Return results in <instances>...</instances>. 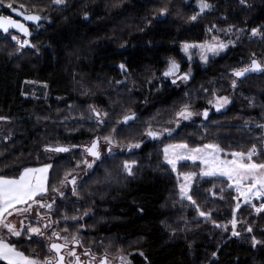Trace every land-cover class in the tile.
<instances>
[{"label": "trees", "instance_id": "16d2710c", "mask_svg": "<svg viewBox=\"0 0 264 264\" xmlns=\"http://www.w3.org/2000/svg\"><path fill=\"white\" fill-rule=\"evenodd\" d=\"M47 1L30 0L31 8L41 10ZM195 2L89 0L76 7L68 21H59L49 34L54 54L33 49L19 52L10 37L0 33V116L13 118L17 127L11 138L0 135V175L17 177L23 164H40L25 160L46 136L42 120L36 118L42 104V111L57 113L50 119L59 126L55 138L65 135L78 144L107 130L105 123L89 118V104L95 103L108 113L109 122L117 123L131 111L139 114L127 125L119 123V129L135 127L124 132L125 142L139 141L147 128L166 123L176 125L177 130L165 141H184L190 146L214 142L224 153L247 152L253 144L258 149L264 146V74H249L237 88L231 87L232 70L247 66L253 53L264 62V0H208L213 7L190 21L189 17L199 11ZM165 7L166 18L158 20L156 15ZM86 11L91 13L89 20L84 18ZM214 26L243 31L227 52L205 64H194L196 74L187 86L178 88L155 79L154 70L161 73L167 56L181 55L180 42L206 40L211 32H217ZM258 27L262 35L252 36L251 29ZM125 57L132 76L116 84L111 76L119 72L111 65ZM34 81L48 82L50 95L39 101L30 96ZM216 95L229 97L230 104L220 111L214 108L207 118L202 115V119L179 125L174 122L175 113L184 104L206 110ZM66 110L77 114L76 128L70 132L61 122ZM131 160L137 163L129 176L121 166ZM254 160L264 163V153ZM68 162L62 157L51 163L49 192L58 185ZM197 166L186 163L180 170H197ZM180 181L163 161L162 146L151 138L131 156L125 157L122 151L108 154L79 188L84 197L79 207L92 205L98 214L91 217L90 232L86 231L89 236L84 240L111 254L137 250L133 254L137 264H264V243L252 245V237L264 241V212L241 208L240 236L231 237L229 231L212 223L223 224L232 218L238 197L234 187H229L230 181L217 176L196 177L191 195L199 209L211 212L210 219L199 216L196 206L180 198ZM74 210L72 205L60 207L54 215L65 227L66 217ZM248 226L253 228L251 233L245 230ZM109 237L113 239L107 240ZM9 240L26 255L33 251L45 255V241ZM0 264L6 262L0 260Z\"/></svg>", "mask_w": 264, "mask_h": 264}, {"label": "snow or ice", "instance_id": "6c2138e0", "mask_svg": "<svg viewBox=\"0 0 264 264\" xmlns=\"http://www.w3.org/2000/svg\"><path fill=\"white\" fill-rule=\"evenodd\" d=\"M242 3L245 0H241ZM4 0H0V4H3ZM54 4L64 5L66 4V0H53ZM199 11L190 16V21H195L198 17L204 13L206 10H210L213 5L208 2V0H198ZM8 8L12 9L13 12H18V14L23 15L24 20L39 22L42 17L36 14H27L25 15L22 12H19V9L14 8L12 3H8L6 5ZM21 9L24 5L19 6ZM168 12V8H161L159 10L160 15H164ZM85 18H87V13H85ZM10 29H16L20 33H23L25 36L30 35L28 27L9 16H0V30L3 33H9ZM212 29L210 28L209 31ZM232 28L229 27L226 31H231ZM239 31H243L242 29ZM252 36H260L261 31L259 28L251 29ZM11 39L15 41L19 48H24L25 46H29L30 42L27 39L20 40L17 35H11ZM215 42L213 43H202V44H183V51L188 53L192 48H199L200 51V60L207 63L209 60V54L212 57L220 55V53L224 52L229 48L230 45H234L235 41H229L228 43H224L223 41H219L218 38H213ZM256 54H252V58L250 63L247 66L236 68L232 70V76L234 79L231 81V87L233 89L237 88L238 82H242L243 78H246L249 74L252 73H260L264 74V62L256 59ZM191 58V57H189ZM121 70L126 71V65H119ZM180 65L175 60L169 61L168 70L164 73L166 77H176V79L172 80V83L175 84L177 80L187 81L191 73L186 72L179 74ZM116 84L122 83V81H116ZM212 103V101H209ZM230 103L229 97L227 96H218L215 101V108L217 111L223 109L226 105ZM251 103V101H250ZM90 117L94 118L98 124H104L105 118L108 113L101 112L93 106H89ZM195 115L190 110L188 104H184L176 113L175 123L179 125L181 120H189L191 117ZM202 115L207 118L208 111L205 110ZM6 117H0V120H5ZM136 119L135 113L130 115H124L122 120L117 123H122L127 125L129 121H133ZM169 123H173V121H169ZM264 127V126H262ZM115 129L113 132L115 133ZM173 130L170 128H164L162 132L154 131L149 127L146 132V135L151 138H158L164 133L171 134ZM103 139L109 147L107 149L108 154H111L113 149L112 145L117 142L114 139L113 135H108L104 137L95 138L90 146L84 148V152L87 156L92 157L91 160L82 159L77 162L76 167L79 168L83 165L86 169L92 170L94 165L97 164L98 161L102 162L101 152L99 151L100 140ZM141 142L128 143L126 147L131 149L140 148ZM45 151H53L57 153H66L69 152L70 149L63 146L51 147L46 146ZM164 162L171 167L172 171L177 170V165L182 160H191V161H201L206 168L201 171L200 175L202 176H225L228 180L232 181L236 187V191L240 194V196L244 197L245 203H250L252 197L261 198L264 197V163H256L253 160V157L258 154L264 153V146L261 148H257V145L253 144L252 147L247 151H233L230 155L231 159H221V153L223 149L220 148L218 144H204L201 147L189 148L186 143L179 144H170L164 148ZM136 161H124L122 164L123 171L131 176L133 175V167L136 165ZM52 168L51 164H45L39 168L25 167L23 168L17 177H8L6 175H0V230H6V233L18 238H26L31 241L33 237H40L41 241L46 238L48 243V250L50 252L55 253L54 257L45 258L43 260L36 258L35 256L25 255L24 252L19 251L17 246L4 238V236H0V260L5 261L6 264H65V255L61 254L62 249L68 248L69 238L67 236L62 237L65 241L64 243H56L52 242V238L60 239L61 235L59 232L53 231L50 236L45 237L44 229L51 227V221L40 226H33L31 222L25 223L27 220V216L25 219L20 221V227L18 228L15 224L8 220V217L21 214H30L32 212L33 206L35 205L39 208H48L51 209L53 207L52 203H45L43 200L38 199V197H43L48 191V173ZM74 170L65 172L64 178L60 181L62 187L71 185L73 195H79L77 189V176L73 174ZM183 176L184 182L179 186V196L182 200L190 201L192 205L196 206L199 209V206L196 204V201L193 199V196L190 194V190L192 187V179L197 175L195 172L189 173H181ZM71 177V178H69ZM243 181H248V185L245 188L242 185ZM232 185H229L231 187ZM53 192H59L61 196L64 195L62 191L58 188H52ZM55 201H53L54 203ZM240 204H236V208H240ZM255 208L257 213L264 212V203H261L258 207L256 205H252ZM89 212H84V216H88ZM211 212L199 211V216L204 217L205 219L211 218ZM43 220L44 217L39 216L34 217L33 219ZM83 217L73 216L71 219L78 220ZM215 227L224 228L227 230L228 225L225 224H217L215 221L212 222ZM238 221L235 219V215H233V219L229 221V224L232 228L233 236H240V232L236 231ZM247 232L251 233L253 228L251 226L246 227ZM67 231V229H64ZM71 241L74 244L79 245L81 242L77 236H72ZM264 243V241H257L255 237H252V245L255 247L257 244ZM89 251L86 250L84 255H89ZM68 256L75 257V264H82L80 261V257L76 255L74 249H70L67 252ZM143 255V253H140ZM216 254L213 253V256ZM121 261L125 260V257H120ZM71 264V261H69ZM99 264H109L107 256L102 258L99 261Z\"/></svg>", "mask_w": 264, "mask_h": 264}, {"label": "rangeland", "instance_id": "374dc122", "mask_svg": "<svg viewBox=\"0 0 264 264\" xmlns=\"http://www.w3.org/2000/svg\"><path fill=\"white\" fill-rule=\"evenodd\" d=\"M159 16H160V14L158 13L156 15V17H159ZM231 28H232V30L229 32V31H226L227 29H229V27H226L225 29L220 28V27H215V29H216L217 32H214V31L211 32L210 37L208 39H206V40H203V41H186V42L183 41V42H180L179 43L180 50L184 53L183 57H184V60H186L188 62V66L191 67L194 64H196L197 62H201L202 64H205V62H203V61L200 60V51L201 50L199 48H192V49L189 50L188 53H185L183 51V47H182L183 44H185V43H189V44L213 43V42H215L213 40V38L215 37V38H218L219 41H223L224 43H228L229 41H235L236 42L234 44V46H235L238 43V41H239V34H241L242 32H240L239 30L233 29V27H231ZM230 46H233V45H230ZM228 49H226L224 52L220 53V55L223 54V53H225V52H227ZM189 57H191V58H189ZM210 58H212L211 54H209V59ZM162 70H161V73L159 72V70H154L155 71V79L157 78L159 80L160 79L164 80L163 79ZM130 76H132L131 73H130V75L120 74L116 78L113 77V75H112L111 78L114 79V82H116V81L125 82L126 80H129L130 79ZM74 78H76V74L74 75ZM161 83L162 84H165L164 81H162ZM31 85L32 86L30 88L31 90L29 92V95L32 96L34 99H36V100L39 101L41 99V97H47V96L50 95V93H49V87H48L47 83L34 81V82L31 83ZM75 85H76V83H75ZM184 85L187 86L188 84H185V83H182V82H178L176 84V86L178 88L181 87V86H184ZM75 89H76V86H75ZM216 97H218V96L216 95L214 97L212 103H209V108H210L209 110H211V111L214 110V106H215L214 104H215V101H216ZM43 106H44V104H42V105H40V106L37 107V110L40 109V108H41V110L39 111V114H38V116L36 118L39 119V120L40 119L42 120V121H40V123L44 124L43 126L45 127L44 131L46 132V136H44L45 139L43 138V139L39 140L36 143V146L34 147V149L32 150V152L30 153V157H27L26 160H25L26 163L40 162V164L34 165V166H26V164H23V166H24L23 168H25V167H35V166L39 167L41 165L51 164V163H48V162L44 163V161H47V160L49 161L50 159L52 160V158L55 157L54 154H56V153H53L51 151H45V147H46L47 144L54 145V144H58V142L61 143V144H65L66 142L67 143L68 142H71L72 143L74 141V140H71V139L68 140V138H66L65 135L62 138H58V139L55 138V136L57 134V128L59 126H58V123L55 122L56 120L55 121L54 120L52 121L50 119L54 115H57V113H54L53 114V112H51V111L48 112L47 110L45 111V109L42 111ZM89 106H93L96 109H98V110L101 111V108H99L98 106H96L95 103H90ZM54 109L57 110L56 108H54ZM190 110L193 113H195V115H193L191 117V119H189V120H181L179 124H181V122H190V121L195 120V119H202V113H203V110L202 109L197 110V109H194V108H190ZM74 112L71 111V113H70L69 111H67L65 113V115H63L62 120H61V122L66 126L68 132L71 131L72 127L76 128V117H77L76 115L77 114H76V111H74ZM130 113H133V112L131 111ZM130 113L128 112L126 115H128ZM134 113H136V112H134ZM138 115L139 114H137V116ZM0 117H4V116H0ZM15 123L16 122L14 121L13 118L12 119L11 118H7L5 120H0V135L1 136L8 137V138H11L12 136H14V132H15L14 129L17 128ZM105 125H106L105 127L107 128L106 131L100 130L102 134H100V132H97V133H94L93 136L97 134L99 137L102 138L104 136L113 135L114 136V139H115V141L117 143L114 144V145H112V149H113V152L112 153H116V152L122 151L123 154L125 155V157L131 156V154L133 152L141 149L150 140V138H151V137H148L146 135V132L149 129V128H147L146 131H145V135H144L145 137L143 139L139 140V141H136V142H141L140 148H136V149L129 150L126 147V145L128 143H130V142H125L124 141V139L126 138V136L124 135V132L126 130H132L135 127H132V128H129V129H128V127H122V128L119 129L118 128L120 126L119 123L109 122L106 118H105ZM164 128H170L173 131L171 132V134L164 133L163 135L159 136L158 138H156L154 140V141H157L158 142V145L159 146H162V149L163 150H164V148L167 145H170V144L186 143L184 141H165L167 137H169L170 135H172V134H174L176 132L177 126L174 125V124H166V123H164V124H162L160 126H155V127L151 128V129L154 130V131H160V132H162ZM113 129L116 130L115 133L113 132ZM67 134H69V133H67ZM93 136L90 137V138H88L85 141H79V143L80 142L81 143H89V141H91L93 139ZM101 142H102V147L101 148H102V151H103V158H104V157L108 156V153H106V152H107V148L109 147V145L106 142H104L103 139H101ZM132 143H135V141H133ZM204 144H217V143L208 142V143H204ZM204 144L197 145V146H190L188 144V146H189V148H195V147H201ZM228 154H230V153H224V151H223L220 154L221 155V159H231L232 157L230 155H228ZM67 155H68V157H66ZM65 157L69 159V162L66 165L67 168H64V173L65 172L72 171V170H76V173H78L81 176V182H79V184H78V187L80 188L81 185H82V183H83V181L90 176L91 172L94 170V168L96 167V165L98 164V162H97L96 165H94V167H93L92 170L86 169L83 165H81L79 168H77L76 167L77 162L81 161L82 159H88V160H91L92 159V157L87 156V154L82 149H79V150H76V151H71V152L65 154ZM59 159H61V158H59ZM253 160H254V157H253ZM131 161H133V160H131ZM131 161H129V162H131ZM163 161H164V151H163ZM254 162H256V161L254 160ZM186 163L195 164V165L198 164L199 167L197 166V170L181 171L180 170V166L183 165V164H186ZM256 163H258V162H256ZM205 168H206V166L201 161H199V160H197V161L182 160V161H180L178 163L177 170L175 172L177 173L178 177L181 180L180 181V184H182L184 182L183 176L180 175L181 173H189V172H195V173H197V175L194 176L193 179H192V187H193V184H194V181H195L196 177L198 175H200L201 171L204 170ZM200 176L201 177H211V176H202V175H200ZM217 177H223V178H226L227 179V177H225V176H217ZM248 183H249L248 181H243L242 182V185L246 188L247 185H248ZM180 184H179V186H180ZM230 184L234 187V190H235L236 187H235V185L233 184L232 181H230ZM55 185L57 186V184H55ZM192 187H191V189H192ZM50 193H53V191L51 190ZM65 194L67 195L66 197H72V196L75 197V195H72V190H71L70 187H65ZM190 194H191V190H190ZM78 197L80 199L84 198V197H82L80 195V189H79V196ZM237 197H238V203L240 204L242 202V199H241V197L239 195H237ZM262 198L263 197H261V198L252 197L250 203H245L244 202L245 204L241 205L239 209H237L236 208V205H235V208L233 210V214H232L231 220L233 219V215H235V219L238 221V215H239L238 213H239L240 209L241 208H244V207L251 208L257 214V212L255 211V208H253L252 205L254 204V205H256L258 207L260 205V200ZM84 202L85 201L83 200V203ZM74 207H75L74 214H71L70 217H68V216L66 217L65 216L67 218V219H65V222H67V224H66L67 226L65 225V228L64 229H67V231L68 230L70 231L69 234H67L65 236H67L69 238V241L68 242H70V243H72L71 237L74 236V235L76 236V232H75L76 231V220L71 219L73 216H76V206H74ZM35 209H36V206L34 205L33 206V209H32V212L30 214H21V215H15L14 214L13 216L9 217V221L12 222L13 224H15L19 228L20 227V221L23 220V219H25V216H27V218H29V217H34L36 215V210ZM95 210L96 209L95 208L93 209L92 205L91 206L89 205L85 209H84V207L83 208L82 207H79V209H78V212H77L78 217H83L82 219H79L80 220L81 238L82 239H84V236H86V237L89 236V234L87 232H90L89 229H91V225H92V218L91 217H94L95 214H97V210L96 211ZM86 211L90 213L88 216H84L83 215L84 212H86ZM199 211H202V209H199ZM42 212L45 213L44 211H42ZM27 222L28 221L25 220V223H27ZM223 224L228 225L227 231L230 232L231 237H232L233 236L232 235V228H231V225L229 224V222L223 223ZM87 229H88V231H87ZM235 230L238 231V232H240L239 222L237 223V226H236V229ZM67 231H65V233H67ZM4 234L5 235L7 234L6 233V230H0V235H4ZM6 236L11 237L12 239H14L16 241H19V240L22 239V238H18V237H13V236H11L9 234H7ZM111 239H113V238H111V237L107 238V240H111ZM114 243L112 242L111 245H113ZM115 247H117V245H115ZM133 252L136 253L137 250H133ZM112 254L115 255V256H117L118 254H125V253L117 252L115 254L114 253H112ZM127 254H130V253H127Z\"/></svg>", "mask_w": 264, "mask_h": 264}, {"label": "flooded vegetation", "instance_id": "af4514ba", "mask_svg": "<svg viewBox=\"0 0 264 264\" xmlns=\"http://www.w3.org/2000/svg\"><path fill=\"white\" fill-rule=\"evenodd\" d=\"M8 3H12L14 8L19 9V11H21L22 13H30V12H36L39 13L42 17V19L34 24L31 23L29 21L24 20L23 17H21V15H14L12 9L8 8L6 5ZM81 3L83 4H88L89 0H66V4L64 5H57L53 3V0H49L47 1L45 4H43V6L41 7V10H36L31 8V4L32 2H30V0H4L3 4H0V15H4V16H9L17 21H20L22 23H24L30 32V35L25 36L23 33L20 32H16L15 30H11L8 34L4 35L3 32H0L2 34V36L7 37L9 36L11 39V35H17L18 38L20 40H24L27 39L29 40L30 44L29 46H25L24 48H19V45L13 41L11 39V41H13L15 43V45L18 47V51L21 52L23 50H35L39 53L42 54H46L47 53H55V45L54 42L52 40L51 35H49L53 29H55L56 25H58L61 20L64 21H68L69 20V16L70 13L73 12V10H76V7H79L81 5ZM24 5V7L21 9L19 6L20 5ZM195 7L198 8L199 10V4H198V0H196V2L194 3ZM85 13H87V18H85ZM167 14L164 15H160L159 17H157V19L161 20L166 18ZM84 18L89 20L91 18V13L90 11H86L84 12ZM259 28V27H258ZM260 29V28H259ZM186 42V41H185ZM180 56L175 57V56H167L165 58L166 64L162 70V74H163V81L164 82H168L172 85H176L178 82H182L185 84H188L195 76L196 74V67L195 65L189 67L188 66V62L186 60H184V53L180 50ZM170 60H175L179 65H180V71L178 73L182 74V73H186V72H190L191 76L187 81H182V80H177L175 84L172 83L173 79H176V77H166L164 76V73L168 70V66H169V61ZM120 64H124L126 65V71L125 70H121L119 65ZM111 67H114L118 70L119 73H116L113 75V77H117L120 74H130L131 70H130V66L128 65V58L125 57L123 59H119L117 62H115L113 65H111ZM48 87H49V83L46 82ZM215 105V104H214ZM215 108V106H214ZM210 108H207L206 110L208 111V115L212 112L209 110ZM205 110H203L204 112ZM95 138H93L91 141H89V143H76V140H74L72 143L71 142H66L65 144H68L71 146V149L69 152L71 151H76L79 149L84 150L85 147L90 146L91 142L94 140ZM152 140H155L154 138H151ZM58 144H60L58 142ZM46 146H49V144H47ZM102 142L100 140V144H99V151L101 152V157L103 158V151H102ZM108 149V148H107ZM53 152V151H51ZM57 153V152H53L56 153L54 154L55 157L52 158V161H50L51 163L53 161L59 160V158L65 157V154L69 153ZM113 152V151H112ZM108 153V152H106ZM68 157V155L66 156ZM51 160V159H50ZM50 171L48 173V188H49V178H50ZM74 175L77 176V189L79 192V187L78 184L79 182H81V176L76 173V170H74L73 172ZM64 178V173L63 175L59 178L58 180V185L55 186V188L60 189V191H62L64 193L63 196H61L59 194V192H53L50 193L49 191L41 198L45 203H52L53 207L51 209L48 208H37L36 207V215L34 217H37V214L39 213V216L45 217L43 220L40 219H33L34 217H29L27 218V223L31 222L33 226H40L43 227V225L48 224L50 221L51 223V227L44 229L45 231V237L50 236V234L53 231L59 232L61 235L60 239L57 238H52V242H60V243H64L65 241L62 239V237H64L65 235L69 234V230L67 231V233H65L64 231V224L62 221H60L58 218L55 217L54 212L59 209L60 207H65V206H76V217H78V209H79V204L81 202V199L75 195L72 197H66L67 195L65 194V187H70L72 190V186L71 185H67L62 187L60 184V181ZM71 178V177H69ZM50 190V189H49ZM73 195V193H72ZM53 201H55L53 203ZM42 211H44L45 213H43ZM26 223V224H27ZM76 236L78 237V239L80 240V244H74V243H70L68 242V248L67 249H63L62 252L65 255V261L69 264V261H71V264H75V257H71L67 255L68 250L70 249H74L76 252V255L80 257V261L82 262V264H99V261L104 258L105 256H107L108 262L109 264H137L133 258V254L135 252H132L130 254H118L117 256L107 252L106 250H99L98 248H96L95 246H93L91 243H89L87 240H84L81 238V227H80V220H76ZM33 238H37L38 240H41L40 237H33ZM23 239V238H22ZM21 239V240H22ZM25 239V238H24ZM19 240V241H21ZM43 241H45L46 243V251H45V255L42 256V254H40L39 252H32L31 256H35L38 259H45V258H50V257H54L55 253L50 252L48 250V243L49 241L45 238ZM88 250L89 251V255H84L85 251ZM123 256L125 257L124 261H121L120 257Z\"/></svg>", "mask_w": 264, "mask_h": 264}, {"label": "water", "instance_id": "95a60500", "mask_svg": "<svg viewBox=\"0 0 264 264\" xmlns=\"http://www.w3.org/2000/svg\"><path fill=\"white\" fill-rule=\"evenodd\" d=\"M19 12H21V11H19ZM13 14L14 15H20V14H18V12H13ZM25 15H27V14H36V15H39V16H41L39 13H36V12H30V13H24ZM0 16H4V15H0ZM21 17H23V15H21ZM24 18V17H23ZM29 22H31V23H34V24H36V23H38V22H33V21H29ZM11 30H15L16 32H19L18 30H16V29H10V31ZM9 31V32H10ZM0 32H2V30H0ZM4 35H6V34H8V33H3ZM134 113V112H133ZM130 114H132V113H130ZM130 114H128V115H130ZM135 116H136V118L138 117L137 116V114L135 113ZM131 121H129V123H130ZM49 146H51V147H57V146H63V147H67V148H69V149H71V146L70 145H68V144H54V145H49ZM56 243H60L59 241L58 242H56ZM63 250V249H62ZM62 250H61V254H63L64 255V253L62 252ZM65 264H68L66 261H65Z\"/></svg>", "mask_w": 264, "mask_h": 264}, {"label": "built area", "instance_id": "2783aa9c", "mask_svg": "<svg viewBox=\"0 0 264 264\" xmlns=\"http://www.w3.org/2000/svg\"><path fill=\"white\" fill-rule=\"evenodd\" d=\"M235 191H236V188H235ZM236 193L240 196V194L236 191ZM241 197V199H242V202L240 203V205H243V204H245L244 203V197L243 196H240ZM261 203H264V197L260 200V204Z\"/></svg>", "mask_w": 264, "mask_h": 264}, {"label": "crops", "instance_id": "0c3cea01", "mask_svg": "<svg viewBox=\"0 0 264 264\" xmlns=\"http://www.w3.org/2000/svg\"><path fill=\"white\" fill-rule=\"evenodd\" d=\"M43 165H41V166H39V167H42ZM39 167H37V166H35V167H32V168H39ZM8 220H9V217H8ZM7 235V234H6ZM5 234L4 235H0V236H4V238L6 239V240H8L9 242H10V237H8V236H6ZM18 248V247H17ZM18 250H20L19 248H18ZM21 251V250H20ZM26 255V254H25Z\"/></svg>", "mask_w": 264, "mask_h": 264}, {"label": "bare ground", "instance_id": "6f19581e", "mask_svg": "<svg viewBox=\"0 0 264 264\" xmlns=\"http://www.w3.org/2000/svg\"><path fill=\"white\" fill-rule=\"evenodd\" d=\"M97 138V137H96Z\"/></svg>", "mask_w": 264, "mask_h": 264}]
</instances>
